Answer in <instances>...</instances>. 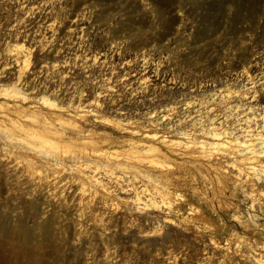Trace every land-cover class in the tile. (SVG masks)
I'll return each instance as SVG.
<instances>
[{
	"label": "rangeland",
	"instance_id": "1",
	"mask_svg": "<svg viewBox=\"0 0 264 264\" xmlns=\"http://www.w3.org/2000/svg\"><path fill=\"white\" fill-rule=\"evenodd\" d=\"M12 86L84 127L47 146L0 114V264H264V173L179 137L264 113V0H0ZM146 132L173 146L132 153Z\"/></svg>",
	"mask_w": 264,
	"mask_h": 264
},
{
	"label": "bare ground",
	"instance_id": "2",
	"mask_svg": "<svg viewBox=\"0 0 264 264\" xmlns=\"http://www.w3.org/2000/svg\"><path fill=\"white\" fill-rule=\"evenodd\" d=\"M13 54L15 56V60H16L17 64L21 66L20 69L23 70L25 67H27V66L29 67V65H31L30 64V56L31 55L28 52L27 48H24L21 45H17L14 49ZM7 90H2L0 92V97L1 98L3 97L8 101H13L17 104L14 105L13 107H9L6 104H0V114L4 119L9 120L10 122L14 123V125L18 129L19 133L31 135L32 138L40 140L44 145L55 146L56 143L53 141L54 138H60V139L68 138V136L73 135V133H75L76 135H79L80 133L83 132L82 128L84 127V125L82 127H77L74 125V123L72 124L70 121H68V119L63 118L64 114L61 111V109H60V111H56L55 113L43 111L42 108H44V107L46 109L49 107H53L55 109L60 108L58 105H56L57 103H55L51 99H48V97L43 96V97L38 98L37 102H31V101H28V96L25 93H23L19 90H16L14 87L11 88L9 91H7ZM232 94H233V92L230 91L226 87L222 93V97L226 100L227 99L229 100L232 97ZM18 103H20V106H18ZM256 117L257 116H254L253 119L251 117H247L244 120L245 126H242L240 128L239 133L229 132L224 127H223L224 128L223 129L222 127H218L215 124H210L208 126L209 127L208 130L207 129L202 130L204 132L199 137H192L193 134L191 136L187 132L179 133V137H180V139L185 141V143H183L184 148H186V149L189 148L190 151H192V153H194V155L197 154V156H199V157L206 158L209 156L208 154H210L212 151H216V152H219V153L225 155L226 157H229V158L232 157L233 159L237 160L239 165L242 167V168L237 167L238 173H240L242 171V169H245V171L248 174H251V175L253 174V176L254 175L258 176L259 174L264 173V162H263V160L262 161L260 160L261 157L263 158V156H264V113H262V115L258 119ZM82 120L85 121L86 118H83ZM252 120L253 121L256 120L258 122V123L256 122V124H259V125L256 126L255 128H253V126L251 127V125L249 123H251ZM118 125H120V124H118ZM104 127L102 129H104ZM114 127L116 128V126H114ZM119 129H120V127H119ZM123 130H124V128H123ZM160 135L159 134L157 135L156 133H153V132L142 133L141 134L142 141L140 143H133L132 144L131 148L134 149V151H132V153H137L140 148H146V150L148 151L149 155L152 158H158L159 156H161L160 155V149L158 147L154 146L153 144L159 143V144H162L164 146L167 144H169V145L172 144L170 140L168 141L166 139V137L160 136ZM24 136H26V135H24ZM87 136L90 137L91 135H87ZM175 141H177V140H175ZM146 142H149V143H146ZM150 142H153V143H150ZM183 144H181V145H183ZM60 145H62V144H60ZM178 145H179V147L181 146L180 143ZM171 146H173V145H171ZM175 146H176V144H175ZM59 147H61V146H59ZM130 150H132V149H130ZM111 152H113V151H111ZM114 152H116V151L114 150ZM52 154H55V153H52ZM118 155L119 154H112V155H110V157L111 158H117ZM190 155H192V154H189V156ZM58 159H59V157H58ZM85 164H87V163H85ZM88 167H90V166H88ZM96 168H98V167H96ZM64 169H65V167H64ZM95 170H97V169H95ZM93 175H95V174H93ZM117 177H119V176H117ZM86 183H88V184H86V185L81 184L80 185L79 190H81L82 193H84L85 191H89L88 187H90V186H95V187L97 186V187H100L101 189L103 188L101 181L94 179V178H91L90 176L88 178H86ZM97 193H98V191H97ZM151 198H158L163 204L166 201L165 196L161 192H159L158 190H156V192L151 196ZM153 200H155V199H153ZM103 203H104V201H103ZM170 204H171V202H170ZM260 262L264 263V261H260Z\"/></svg>",
	"mask_w": 264,
	"mask_h": 264
}]
</instances>
